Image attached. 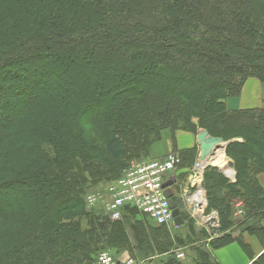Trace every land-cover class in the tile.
Wrapping results in <instances>:
<instances>
[{"label":"trees","instance_id":"trees-1","mask_svg":"<svg viewBox=\"0 0 264 264\" xmlns=\"http://www.w3.org/2000/svg\"><path fill=\"white\" fill-rule=\"evenodd\" d=\"M249 78L264 83V0H0V264H96L127 243L126 220L149 256L198 240L192 222L193 238L173 239L133 208L113 221L82 200L86 183L121 177L163 129L193 127L227 141L235 171L203 172L205 212L221 228L208 244L246 249L241 230L264 248V106L225 104ZM196 150L177 151L176 182ZM191 248L194 264H215Z\"/></svg>","mask_w":264,"mask_h":264},{"label":"built area","instance_id":"built-area-1","mask_svg":"<svg viewBox=\"0 0 264 264\" xmlns=\"http://www.w3.org/2000/svg\"><path fill=\"white\" fill-rule=\"evenodd\" d=\"M179 162L180 158L177 154H170L162 159H151L132 164L124 171L121 177L111 181L105 187L106 200L105 195L101 196L91 193L88 197H85V202L88 207L101 205L103 215L113 221L123 219L126 210L133 208L137 210V214H144L148 222L153 226H167L172 223L174 227H177L173 224V214L169 199L165 197V192L168 190L171 193V198L175 200L174 193L170 191V186L164 188L162 185L168 179H174L171 174L176 171ZM208 164H205L199 158L194 162L187 175V181L192 188L182 191L178 195V199L175 200L178 207L180 202L184 203L194 217L197 216V210L199 211L200 209L199 203H206L202 187V174L203 169ZM224 172L227 175L226 170ZM230 175L233 177L234 172ZM230 175L227 176L230 177ZM199 198H202L203 202H199ZM241 213V210H238L235 215H240ZM169 252L174 254L175 259L185 260V252L183 250L172 247ZM96 264L146 263L137 261L132 256L121 259L110 250H101L97 254Z\"/></svg>","mask_w":264,"mask_h":264},{"label":"rangeland","instance_id":"rangeland-1","mask_svg":"<svg viewBox=\"0 0 264 264\" xmlns=\"http://www.w3.org/2000/svg\"><path fill=\"white\" fill-rule=\"evenodd\" d=\"M251 81H255V82H251ZM35 93V92H34ZM262 93H264V83L260 82L259 80L255 79V78H250L248 79V81L245 83L243 90H242V94L240 96V100L237 99L236 101H242V107H259V106H264V98L262 97ZM10 108V107H9ZM13 109H8L7 111L10 113ZM8 113V114H9ZM11 114V113H10ZM193 121L196 120V118H192ZM79 126H82L84 128V125L79 124ZM86 131H92L93 129L90 127H85L84 128ZM201 130V128L198 127H193L192 130L190 129L188 130H180V131H176L173 132V134H171L170 132H168V130L163 129V131L161 132V137L158 141L154 142L151 147L146 151V153L143 154V157L141 159H137V160H131L129 163V167L132 164H136L138 162L141 161H148L151 159H162L164 157V155H170V154H176L177 151L179 149H185L186 148H191V147H195L197 150V156H199V146L197 145L196 142V136L198 134V132ZM184 135V136H183ZM90 136V138H88ZM183 136L184 141H182L180 138ZM180 137V138H179ZM87 138L89 140H92V135L91 133L88 134ZM224 144H227V141H223ZM223 144V145H224ZM222 145V146H223ZM226 147V145H225ZM225 147L222 149V147L218 148L217 151L212 155V157H210V160L206 161L207 163H209L208 165L210 166H216L219 170L220 167L223 171L226 170L227 175L229 176L230 174H232V166L230 159L227 157L226 152H225ZM45 149H49L51 151V149L48 146H44ZM220 150H222L223 153V157L226 161V163L223 165L221 162L217 161L216 155L218 153V151L220 152ZM101 158H103L102 156H100ZM16 161H20L23 165L26 166V171H32L34 169V165L32 163H30L31 159L30 158H24L23 155H20L19 158H16L15 155L12 157V164L14 165V162ZM196 161V160H195ZM103 165H108L103 161ZM15 169V166H14ZM231 177V175H230ZM228 178V177H227ZM111 181H105L104 179H102L99 183L97 184H90V182L86 183V189L84 191V193L82 194V200L84 202V207L86 209H90L92 210V212L96 213V214H103V209L101 205H95V206H87L86 202H85V197H88L89 194H96V195H105V187L108 185V183H110ZM182 184V182H180ZM175 186L176 183L171 185L170 187L172 188L173 192H174V197L178 199V194L176 193L177 190H175ZM204 189V188H203ZM180 191V190H178ZM105 200H106V195H105ZM200 202H203V199H201ZM200 205V209L199 211L197 210V216L195 217V219L197 220V222H201V223H205L206 220H209L208 218L213 217L214 215H210L209 217H207V214H205L204 212V208H205V204L203 203H199ZM180 206L182 207V215L184 216V218L189 221V224L191 222V220H194L188 213V208H186V205L183 204L182 202H180ZM237 207V206H236ZM241 207V204H240ZM239 207V208H240ZM239 214L236 215V217H238ZM242 216V215H241ZM206 217V218H205ZM129 222L126 220L125 222V226L128 229L127 230V234H131L130 230H129ZM186 227H175V228H171L170 231H172L173 235H177V234H182L183 232L186 233V230L188 229V226ZM131 244L134 245V242H129L123 245V248L126 251H131L133 252V248L131 246ZM136 244V243H135ZM172 247L176 248L179 247L176 242L175 245H172ZM113 250V249H112ZM115 251V250H113ZM136 253L140 254L142 256V258L144 257L145 259H140L142 262L146 263L147 259H149V255H146L144 253H141L140 250L136 249L135 250ZM170 254V252H168ZM144 260V261H143Z\"/></svg>","mask_w":264,"mask_h":264},{"label":"crops","instance_id":"crops-1","mask_svg":"<svg viewBox=\"0 0 264 264\" xmlns=\"http://www.w3.org/2000/svg\"><path fill=\"white\" fill-rule=\"evenodd\" d=\"M247 81H248V79H247ZM251 82H255V81H251ZM245 83H244V85H245ZM244 85H243V87H244ZM242 90H243V88H242ZM242 90H241V93L239 96L229 97L225 100V104H226L227 109L232 110V109L247 108V106L242 107V101H236L237 99L240 100ZM262 97L264 98V93H262ZM183 136L181 138L179 137L182 141H184ZM165 156L166 155H164L162 157H165ZM197 159H198V156H197ZM178 174L179 173L176 170L171 175H173V178L175 179V177ZM187 175L183 181H180V182H182V184L178 181L176 186H175V190H177L176 193L178 195L182 191L190 190L192 188L187 181L188 180ZM231 180H233V178H231ZM259 182L264 188V174L259 175ZM178 190H180V191H178ZM170 191L173 192L172 188ZM240 204H241L240 202L236 204L237 208H238V206H240ZM186 208H187V206H186ZM188 214L194 219V220H191V222H192V225L194 226L195 231H200V230L202 231V235L196 237V238H198V240H196L192 243H186V244L180 243L179 244V242H177L173 237L178 236V237H182L185 239L193 238V236L190 235L189 228L186 230V233L183 232L182 234L173 235L172 231H170L171 228H175L172 225V223L170 225L166 226V228L169 231V234L174 239L173 245H175V242H176V244L179 246V247H176V249L179 248L185 252V260H181V263H183V264H194L195 263L194 258H193V248H191L194 246H201V247L205 248L208 252L209 259L211 260V262H214L215 264H256L255 263L256 258H258L262 252H264V248H261L257 237H255L252 234H249L247 231L242 232L241 230L235 232V233H238L237 235H235V237L241 235V239L247 245L248 248H246V249L243 248L241 246V244L235 240H233L232 242H230L224 246L213 248L208 243L211 241V239H213L212 237L216 236V235H212L210 233V230L208 229V226L205 225V223L197 222L195 217H193L192 213H188ZM135 219H147V217L144 214H137V215H135ZM208 219H211V218L209 217ZM191 222H190V224H191ZM261 223L264 224V220H262ZM152 227H154V226L152 225ZM128 235H129V240L127 241V243L134 242L133 238H132V234L128 233ZM131 246L133 248L132 250H133L134 255H130L131 251H126L123 247H121L115 251H112V250H110V251L114 254L117 253L115 255L121 259H124L127 256H132V257H134L135 260L141 261L140 259L142 258V256L140 254L136 253V251H135L137 249L135 242H134V245L131 244ZM171 248H172V246H171ZM252 253H253V255H252ZM171 258L172 259L175 258L173 253L169 254L168 252H163V253H159V254L150 256L149 259H147L146 264H171V262H172ZM142 259H145V258L143 257ZM170 260H171V262H169Z\"/></svg>","mask_w":264,"mask_h":264},{"label":"water","instance_id":"water-1","mask_svg":"<svg viewBox=\"0 0 264 264\" xmlns=\"http://www.w3.org/2000/svg\"><path fill=\"white\" fill-rule=\"evenodd\" d=\"M196 142L199 146V159L203 161L205 164H207V160L212 157V155L217 151L219 147H222V149L225 147L226 144H224L223 140L221 138H215L208 134L206 130L201 129L197 136H196ZM224 144V145H223ZM223 145V146H222ZM207 166V165H206ZM205 166V167H206ZM176 182V179H168L163 183L164 188H168L172 184ZM165 197L169 199V205L172 209L173 214V221L175 226H180L183 223V220L180 216L179 207L177 206V202L171 198V193L167 190L165 192ZM216 214V212H214ZM208 229L210 230V233L212 235H219L220 234V227L217 225H208ZM238 233H233V236L237 235Z\"/></svg>","mask_w":264,"mask_h":264},{"label":"flooded vegetation","instance_id":"flooded-vegetation-1","mask_svg":"<svg viewBox=\"0 0 264 264\" xmlns=\"http://www.w3.org/2000/svg\"><path fill=\"white\" fill-rule=\"evenodd\" d=\"M208 166V165H207ZM206 166V167H207ZM205 167V168H206ZM205 168L203 169V172H204V170H205ZM232 170H233V172H234V175H235V171H234V169H233V167H232ZM220 171L221 172H223L224 173V175L226 176V177H228L226 174H225V172L221 169V167H220ZM234 175H233V177H228L230 180H231V178H233V180H234ZM202 177H203V174H202ZM203 179V178H202ZM233 180H231V181H233ZM204 195H205V197H206V194H205V190H204ZM206 206H207V199H206V203H205V208H204V212H205V209H206ZM179 211H180V216H181V218H182V220H183V223H182V225H180V226H177V227H186L187 225H188V223H189V221H187L185 218H184V216L182 215V207L180 206V204H179ZM188 212L189 213H191L190 212V210L188 209ZM215 211H210V212H205V214H207V217H209L210 215H214L211 219H209V220H206L205 221V225H217V226H219V219H218V215H217V213H216V215H215V213H214ZM194 217V216H193ZM206 218V217H205ZM173 224H174V221H173ZM175 225V224H174ZM220 227V226H219ZM221 229V228H220ZM220 232H221V230H220Z\"/></svg>","mask_w":264,"mask_h":264},{"label":"bare ground","instance_id":"bare-ground-1","mask_svg":"<svg viewBox=\"0 0 264 264\" xmlns=\"http://www.w3.org/2000/svg\"><path fill=\"white\" fill-rule=\"evenodd\" d=\"M220 148V147H219ZM217 161L221 162L223 165L226 163L224 157H223V153L222 150H220V152L218 151L217 155H216ZM202 198H199V202L201 201ZM212 218V217H211Z\"/></svg>","mask_w":264,"mask_h":264}]
</instances>
